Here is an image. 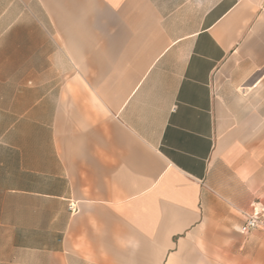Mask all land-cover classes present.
Instances as JSON below:
<instances>
[{"label": "crops", "instance_id": "1", "mask_svg": "<svg viewBox=\"0 0 264 264\" xmlns=\"http://www.w3.org/2000/svg\"><path fill=\"white\" fill-rule=\"evenodd\" d=\"M255 208L264 0H0V264H264Z\"/></svg>", "mask_w": 264, "mask_h": 264}, {"label": "built area", "instance_id": "2", "mask_svg": "<svg viewBox=\"0 0 264 264\" xmlns=\"http://www.w3.org/2000/svg\"><path fill=\"white\" fill-rule=\"evenodd\" d=\"M70 210L72 213L77 212L76 204H71ZM242 215L244 216V224L240 230L242 234H249L264 228V209L255 208L251 212H242Z\"/></svg>", "mask_w": 264, "mask_h": 264}]
</instances>
